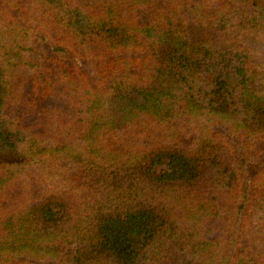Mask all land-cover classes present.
I'll use <instances>...</instances> for the list:
<instances>
[{"label":"trees","instance_id":"1","mask_svg":"<svg viewBox=\"0 0 264 264\" xmlns=\"http://www.w3.org/2000/svg\"><path fill=\"white\" fill-rule=\"evenodd\" d=\"M0 264H264V0H0Z\"/></svg>","mask_w":264,"mask_h":264}]
</instances>
